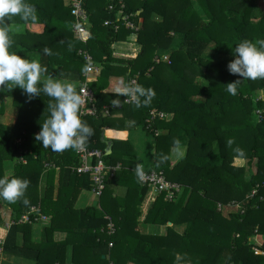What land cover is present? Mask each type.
Returning a JSON list of instances; mask_svg holds the SVG:
<instances>
[{"label": "trees", "instance_id": "trees-1", "mask_svg": "<svg viewBox=\"0 0 264 264\" xmlns=\"http://www.w3.org/2000/svg\"><path fill=\"white\" fill-rule=\"evenodd\" d=\"M25 2L35 8L37 19L25 22L14 17L9 22V51L45 67L42 81L66 77L63 81L70 78L74 86L83 81L81 50L104 65L100 80L113 62L112 45L136 34L141 53L128 62L129 75L136 76L137 83L145 88H152L155 96L147 106L129 105L139 115L134 124L143 125L153 140V169L183 187L173 202L156 196L144 222L184 225V231L179 233L172 227H166L161 235L140 231V207L148 187L139 182L126 158V143L120 141H113L110 154L104 156L107 165L119 162L121 169L107 177L98 208L75 210L80 192L92 188L89 176L72 171L78 165L76 151L55 153L35 140L48 118L51 98L41 93L29 100L19 87L3 88L0 177L15 176L30 184L25 193L28 205L22 200L10 203L0 199V208H9L18 221L36 206L39 212L31 217L50 219L44 243L31 242L29 224L15 223L6 235L4 253L12 252L16 235L21 233L22 247L35 253L36 264H65L68 245L73 246L72 264H264V79L242 80L227 69L239 42L264 39V9L258 4L264 0H85L90 22L86 44L73 34L70 0ZM120 2L124 9L118 17ZM109 5H113L112 11ZM153 14L160 19H152ZM125 16L140 27L138 31L124 27ZM105 21L110 24L104 25ZM45 48L51 55L44 53ZM164 54L168 57L163 58ZM238 79L242 81L237 94H229L226 85ZM258 94L261 98L256 99ZM102 97L98 89L94 90L97 116L81 118L93 129L86 144L90 149L105 147L101 137L109 119L102 114ZM8 99L16 109L15 122L9 128L1 122ZM151 110L172 117L150 118ZM158 130L167 133L156 135ZM229 139L234 141L231 146ZM179 146L184 154L171 165V151ZM236 148L243 150V157H238ZM5 162L13 164L10 175L5 174ZM43 177L45 188L41 193ZM120 183L126 187L125 194L112 197V186ZM152 198L149 192L144 208ZM231 201H247L244 212L229 211L224 216L218 211L219 204L226 206ZM106 216L116 227L112 236L102 231ZM5 220L0 211V228ZM70 220H75L78 227ZM84 221V229L76 233ZM59 230L71 237L54 242L52 235ZM256 238H262V243ZM110 242L113 246L108 248ZM99 246H106L107 258L96 252Z\"/></svg>", "mask_w": 264, "mask_h": 264}, {"label": "clouds", "instance_id": "clouds-1", "mask_svg": "<svg viewBox=\"0 0 264 264\" xmlns=\"http://www.w3.org/2000/svg\"><path fill=\"white\" fill-rule=\"evenodd\" d=\"M19 17L21 20L35 21V8L25 0H0V90L3 88L19 87L31 100L41 93L50 97L47 105L48 118L41 124V130L35 136V140L42 143L44 148L58 153L65 150L82 151L86 148L89 137L93 135V129L86 121L81 119L80 113L85 101L73 83L48 77L42 81V74L46 72L37 60L22 58L15 52H10L12 40L9 32V22ZM44 53L51 55V51L45 48ZM234 59L227 65L230 74L238 75L242 80L264 79V39L255 42L242 40L232 52ZM228 83L226 90L231 95H236L238 85L242 81ZM118 96L126 97L136 108L147 106L155 96L152 88H145L139 83L120 80L116 92ZM119 98L112 100L113 107H119ZM228 145L234 141L229 139ZM238 157H243L244 152L236 148ZM136 174L142 175V166L137 165ZM30 181L18 177H0V199L15 203L22 200L29 204L25 198Z\"/></svg>", "mask_w": 264, "mask_h": 264}, {"label": "crops", "instance_id": "crops-1", "mask_svg": "<svg viewBox=\"0 0 264 264\" xmlns=\"http://www.w3.org/2000/svg\"><path fill=\"white\" fill-rule=\"evenodd\" d=\"M139 13V12H138ZM152 19L155 21H158L160 18L153 14ZM139 30V26H137ZM136 32V31H135ZM130 43L127 42H115L112 45L113 50V62L110 63V69L106 73V77L99 80V76L104 69V65H101L100 63L95 62L97 68L99 69V74L92 77V81L90 83L93 86L94 90L99 91L102 97V101L104 102L103 108L108 110V115L105 117H108V127L104 128L102 132L101 139L104 141V150H102L105 154H110V151L113 146V141H120L122 143H126L125 148L129 150V164L130 167L134 170L136 169L137 165L142 166V170H151L153 169V159H152V138L147 135L146 130H144L143 125H136L134 124V120L137 119V116L139 118V115H136L135 112L130 108V104L133 103H125L126 97L124 96H118L115 92L117 87L120 85L121 78L124 79V81H130L132 78L129 75V67L128 62L132 59H135L140 53H141V45L135 42L136 40V34H132L127 39H131ZM117 44H122V46L117 47ZM132 50L135 52L132 53ZM163 58H167L168 54L162 55ZM85 71V70H84ZM82 77L84 79V72L82 74ZM66 77L59 78L58 80H64ZM137 79V78H136ZM67 82H72V80L69 78V80H65ZM137 81V80H136ZM82 82V81H81ZM80 82H77L75 86H79ZM119 98L121 100V104L119 107H113L112 100ZM155 111V110H151ZM161 114V113H160ZM172 115L170 114H164V120H170ZM148 119H146L147 121ZM167 132L165 130H158L156 131V135L166 134ZM107 144H110V149L106 151ZM184 154V148L183 147H174L171 151V165L176 164V162L182 157ZM11 165V163H10ZM112 166H119V169H121V164L117 162L116 164ZM12 165L9 172H5L6 175H10L12 173ZM118 169V170H119ZM117 170V171H118ZM116 171V172H117ZM115 172V173H116ZM45 188V178L43 177L41 179L40 183V191L43 193ZM112 197H122L126 192V187L120 183L119 185L112 186ZM149 192H146L142 205L140 207L141 210V216L139 217V228L140 231L144 234H164L166 227H172L177 232H183L184 231V225L181 226H174L171 223H167L165 226L162 225H151L144 222L146 215L154 202L156 198V194L151 192V196L153 197L151 200V203L144 208V202L146 200V197L148 196ZM98 199L95 197V195L92 193L91 190H83L78 195L75 203H74V209L75 210H83L87 209L91 206H96L98 208ZM1 214L3 217H5V223L11 222L13 224L10 225L9 229L6 231L3 227L0 228V238L3 239L5 242L6 235L8 234V231L10 228L16 223L14 220V213L11 212L9 208H6L2 206L0 208ZM42 218H39L35 222L29 224L30 225V240L33 243H44L45 241V229L49 226V217L47 216H40ZM107 217V216H106ZM71 224L73 226L76 225L75 220H70ZM61 224V223H60ZM59 224V225H60ZM63 226V225H62ZM85 221L82 223L81 227L77 228L75 231L76 233H79L84 229ZM67 227V226H63ZM69 227V226H68ZM182 230V231H178ZM71 237L66 232H63L62 230L55 231L52 235V239L54 242H60L65 240L66 238ZM4 245V243H3ZM96 252L101 255V258H107L108 249L106 246H99L96 248ZM1 263L0 264H36L35 262V253L31 249H26L22 247V234L18 233L16 235V240L14 242V246L12 248V252L4 253L3 246L1 250ZM73 260V246L68 245L66 247V253H65V264H72ZM112 263V262H110ZM109 263V264H110ZM132 264V263H127Z\"/></svg>", "mask_w": 264, "mask_h": 264}, {"label": "built area", "instance_id": "built-area-1", "mask_svg": "<svg viewBox=\"0 0 264 264\" xmlns=\"http://www.w3.org/2000/svg\"><path fill=\"white\" fill-rule=\"evenodd\" d=\"M84 2L85 0H70V12L74 18L72 31L75 38L82 44H86L90 39V22L84 10ZM113 8V5H109L108 10L112 11ZM122 9H124V4L120 2L119 11L117 13L118 17L121 16ZM122 22L126 29L137 31L138 27L128 19V16L122 17ZM109 24L110 21L104 22V25ZM79 55L81 56L85 64L84 79L78 86V92L81 93L85 101L84 105L82 106L80 116L81 118L85 116L96 117L97 108L94 102V92L90 87V83L92 81V77L99 74V69L97 68L93 57L88 51L81 50L79 51ZM130 81L134 84L137 83L136 78H132ZM125 103L130 104L131 102L125 100ZM102 114L104 116H107L108 110L104 109ZM153 117L164 118V114H159L156 111H150V118ZM150 121L151 120L149 119L146 122L150 123ZM76 156L78 158V165L73 167L72 171L78 175H87L90 177L92 187L91 191L95 195V197L99 199L105 189V181L107 177L112 176L119 169V166L107 165L104 161L105 153L99 149H90L86 147L82 151H76ZM142 172L143 174L138 176L139 182L152 189L157 196L163 195L166 201L173 202L181 194L183 187L178 183L168 181L162 171L151 169L147 171L142 170ZM246 204L247 201L244 205H241V203L235 204L233 202H230L226 206L219 204L217 206V209L218 211L223 212L227 208H232L234 210L230 211H238L242 214L245 210L244 207ZM38 212L39 208L33 206L26 213H24L18 219V221H16V223L31 224L39 218H42L40 217V215L31 217ZM105 219L107 223L102 231H104L108 236H112L116 232V227L108 217H105ZM11 224L13 223L8 222L4 224V228L6 231L9 229ZM255 241H257V238L255 239ZM3 243V239L0 238V256ZM112 246V242L108 243V248H111ZM256 253H258V251H256Z\"/></svg>", "mask_w": 264, "mask_h": 264}, {"label": "rangeland", "instance_id": "rangeland-1", "mask_svg": "<svg viewBox=\"0 0 264 264\" xmlns=\"http://www.w3.org/2000/svg\"><path fill=\"white\" fill-rule=\"evenodd\" d=\"M258 4H259V6H260L261 8L264 9V3L259 2ZM131 40H132V38L129 39V40L127 39V41H125V42L130 43ZM210 53H211L210 51L207 52L208 55H209ZM255 98H256V99L261 98V94L256 95ZM255 98H254V99H255ZM15 119H16V109H14V108L11 107V105H10V100L8 99V100H7V108H6L5 114H4V116H3L2 120H1V122L5 125V127L9 128V127H11V126L13 125V123L15 122ZM10 163H11V162H5V163H4V171H5V172H9L10 169H11V165L13 166V164L11 163V165H10ZM255 164H256V163L254 162V164H253V170H255V168H256ZM5 174H6V173H5ZM147 192H150V193H151V192H153V190L150 189V188H148V189H147ZM231 202H232V201H231ZM245 203H246V202L244 201V202L241 203V205H244ZM230 210H234V209H232V208H227V209H225L223 212H220V213H222V214L225 216ZM178 231H182V230H178ZM180 233H183V232H180ZM0 236H1V235H0ZM257 241L260 242V243H262L263 240H262V238H260V239L257 238Z\"/></svg>", "mask_w": 264, "mask_h": 264}, {"label": "water", "instance_id": "water-1", "mask_svg": "<svg viewBox=\"0 0 264 264\" xmlns=\"http://www.w3.org/2000/svg\"><path fill=\"white\" fill-rule=\"evenodd\" d=\"M110 144H107V147H106V151H108L110 149Z\"/></svg>", "mask_w": 264, "mask_h": 264}]
</instances>
